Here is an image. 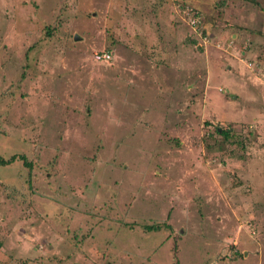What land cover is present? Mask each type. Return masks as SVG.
Segmentation results:
<instances>
[{
	"label": "rangeland",
	"instance_id": "374dc122",
	"mask_svg": "<svg viewBox=\"0 0 264 264\" xmlns=\"http://www.w3.org/2000/svg\"><path fill=\"white\" fill-rule=\"evenodd\" d=\"M12 154L0 264H264V0H0Z\"/></svg>",
	"mask_w": 264,
	"mask_h": 264
},
{
	"label": "built area",
	"instance_id": "2783aa9c",
	"mask_svg": "<svg viewBox=\"0 0 264 264\" xmlns=\"http://www.w3.org/2000/svg\"><path fill=\"white\" fill-rule=\"evenodd\" d=\"M184 16L185 21L187 22V25L192 28L193 32L195 31L199 38H202V42L205 43L206 39L205 36H201V21H200V14L197 10H195L193 7H186L184 10ZM96 59L107 61L109 59V54L107 52H101L95 54Z\"/></svg>",
	"mask_w": 264,
	"mask_h": 264
},
{
	"label": "trees",
	"instance_id": "16d2710c",
	"mask_svg": "<svg viewBox=\"0 0 264 264\" xmlns=\"http://www.w3.org/2000/svg\"><path fill=\"white\" fill-rule=\"evenodd\" d=\"M220 133L222 134V136L224 138L228 137V131L227 129H223L220 131ZM14 160H20L21 164L25 165V166H30V164L25 160L24 156L21 154H12L10 155L8 158H2L0 156V165H7L12 163ZM29 168V167H28ZM148 228V227H147ZM152 228L149 226V229Z\"/></svg>",
	"mask_w": 264,
	"mask_h": 264
},
{
	"label": "water",
	"instance_id": "95a60500",
	"mask_svg": "<svg viewBox=\"0 0 264 264\" xmlns=\"http://www.w3.org/2000/svg\"><path fill=\"white\" fill-rule=\"evenodd\" d=\"M77 38V36H74V39H76Z\"/></svg>",
	"mask_w": 264,
	"mask_h": 264
}]
</instances>
